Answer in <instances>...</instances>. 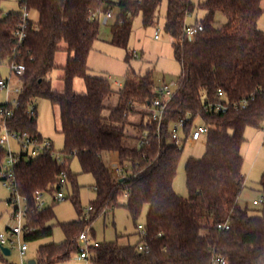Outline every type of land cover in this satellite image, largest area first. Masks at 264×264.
Here are the masks:
<instances>
[{"label":"trees","instance_id":"1","mask_svg":"<svg viewBox=\"0 0 264 264\" xmlns=\"http://www.w3.org/2000/svg\"><path fill=\"white\" fill-rule=\"evenodd\" d=\"M163 1L164 31L172 39L181 74L158 124L144 111L154 99H164L151 73L138 75L130 70L122 88L114 91L107 79L89 74L87 58L99 31V20L92 19V13L116 10L110 42L126 49L133 19L141 14L144 26L153 24ZM25 4L37 14V21L29 20L20 44L12 33L21 13L9 12L0 18V64L25 68L19 78L18 106L0 104L12 110V116L1 122L41 142L35 102L48 100L59 111L60 154L65 163L60 165L46 154L22 158L15 167V184L26 200V227L30 229L23 238L35 242L52 236V207L37 209L36 195H51L55 200L62 172L73 186L72 201L78 213L77 220L59 224L63 243L38 247L36 264L64 263L81 251L78 236L87 224L78 208L76 176L66 157H76L81 172L93 176L95 215L123 206L135 223L148 206L144 231L137 229L138 243L90 246L93 264H212L214 255L225 264H264V173L259 181L263 201L258 214H250L237 202L245 183L241 171L244 131L258 129L264 122V32L258 28L264 11L261 0L204 1L198 6L206 12L203 30L192 40L183 35L185 19L194 10L190 0H26ZM219 13L226 22L216 27ZM61 43L65 49L59 48ZM61 50L68 53V60L62 68L64 89L59 92L52 89L49 75L56 68L55 54ZM130 57L127 52L126 61ZM76 78L83 80L85 93L74 91ZM219 92L223 94L219 100L230 108L226 113L205 111L207 102L215 101ZM31 108L33 115L28 114ZM136 114L147 119L131 124L128 118ZM186 117L185 136L198 124L207 128L206 150L201 159L187 161V197H180L173 190V180L182 149L170 144L167 135L174 122ZM111 153L122 167V178L106 164ZM5 157L6 150L0 146V174ZM121 199L126 200L124 205ZM225 222L229 229L219 230L217 226ZM5 257L0 251V261L5 262Z\"/></svg>","mask_w":264,"mask_h":264},{"label":"rangeland","instance_id":"2","mask_svg":"<svg viewBox=\"0 0 264 264\" xmlns=\"http://www.w3.org/2000/svg\"><path fill=\"white\" fill-rule=\"evenodd\" d=\"M194 5V10L186 17L185 25L194 26L197 22H201L206 12L200 9L199 4L206 0H190ZM261 6L264 10V0H261ZM17 0H1L0 1V18H3L9 12H20ZM116 10H113V14ZM166 14V2H162L156 12V17L153 24L144 26L142 16L138 14L132 22V29L128 39L127 48L117 47L111 44L110 28L115 23L116 18L109 19L103 23L104 14L99 17V31L97 40L93 43L91 51L87 58V67L89 74L94 77H101L108 80L111 88L114 91L122 88L126 74L132 70L138 75H144L147 72L152 74L154 87L160 88L163 85L168 86L172 94L177 89V83L181 74L180 64L174 59L172 39L164 31ZM29 20L36 22L37 14L29 11ZM226 18L222 14L216 16V27L225 24ZM260 29L264 30V11L259 20ZM155 32L158 34V39L154 38ZM59 48L65 49L64 43L59 45ZM127 52L131 56L126 61ZM137 53V57L132 54ZM68 60V53L64 50L58 51L55 54L54 62L56 68L49 75L52 89L63 91L64 83L61 79L63 75V67ZM0 78L9 80L11 85H20L19 80L10 72L7 62L0 64ZM73 89L76 93H85V85L83 80L76 78L73 81ZM14 94L10 95L12 99ZM8 102L3 92H0V104ZM36 107V129L42 138L49 139L52 142L53 149L60 153L63 149V137L60 134L59 111L57 107H53L48 100L37 99ZM140 110V109H139ZM145 113L149 114V109H144ZM108 111H104L106 115ZM0 115V135H5L4 126L1 123ZM129 122L131 124H139L147 119L141 114L130 115ZM198 122V121H197ZM174 125H171V129ZM180 138L183 139L181 132H178ZM244 143L241 146V155L243 157L242 174L245 177L244 186L238 197V204L241 208L247 209L250 214H258L257 211L261 205H253V201L261 197L259 181L264 173V122L261 127L256 129L247 127L244 131ZM8 152L19 154L21 147L19 143L13 139L8 144L2 146ZM182 149L181 158L177 167L176 175L173 180V190L180 197H187L185 166L190 158L201 159L206 150L205 136H202L196 143L186 142L180 147ZM69 169L72 175L76 176V185L78 188V208L82 211L81 217L88 227V238L90 245L92 243H110L116 242L119 246H134L138 243L139 237L137 234V226L144 227L145 218L148 211V206L145 205L142 209L140 217L135 223L130 218L125 207L120 206L113 211L99 213L89 212L88 208L92 207L91 202L95 200L96 194L94 191V178L91 174H83L80 169L79 162L76 157L68 158ZM117 161L116 154L111 153L106 158V164L110 168L111 163ZM111 169V168H110ZM64 200L56 201L51 195H44L42 200L45 207H52L54 219L50 222L53 225V234L35 242H26L28 250L25 253V260L35 259L38 247L46 244H61L65 237L59 224L73 222L78 219V213L73 205V186L70 182L62 188ZM11 190L5 183L0 180V233L6 234L7 229L13 227L16 222L12 219L14 208L18 205L11 200ZM121 205L126 203L125 199H121ZM21 207L25 204L21 201ZM93 218L91 222L88 220ZM85 228V229H86ZM84 229V230H85ZM201 235L204 232L201 231ZM21 240L24 241L23 235ZM81 248L83 244L79 243ZM73 255L67 262L69 264L77 263ZM5 259L10 264L19 263V254L16 249H12L9 256ZM68 264V263H67Z\"/></svg>","mask_w":264,"mask_h":264},{"label":"built area","instance_id":"3","mask_svg":"<svg viewBox=\"0 0 264 264\" xmlns=\"http://www.w3.org/2000/svg\"><path fill=\"white\" fill-rule=\"evenodd\" d=\"M21 5L20 11V19L19 24L16 29L12 33V37L17 44H20L26 37V29L29 22V11L25 4L26 0H17ZM101 14H104L103 23L105 24L109 19L115 17L116 14H113V10H107L103 12L102 9L96 10L92 13V19H98ZM203 30V25L201 22H197L194 26L184 25L183 27V35L188 39L192 40L199 32ZM155 39H158V34L155 32ZM134 57H137V53H133ZM11 74H13L17 79L22 76L25 68L21 64H11L9 66ZM159 91L163 94L162 98H156L151 102L149 106V116L152 121L157 122L158 124L162 121L163 115L167 106V103L172 98V93L169 90L168 86L163 85L159 88ZM0 92H3L6 96L5 104H9L13 109L17 108V97L21 92V86L11 85L9 80H3L0 78ZM14 94V97L11 99L10 95ZM223 98V94L219 92L217 94V99L213 102H207V107L205 111H213L215 113H226L230 108V105L222 103L220 100ZM220 99V100H219ZM234 108H237V105H233ZM242 108L245 107V103L241 105ZM29 115L34 114V110L31 108L28 111ZM0 115L4 118H10L12 116V110L7 109V107H0ZM189 122V117L183 118L174 122L172 125L173 128L168 131V142L175 147H181L183 142L196 143L202 136H205L207 133V128L203 124H198L194 126V129L188 136L184 134V128L186 124ZM5 129V135H0V146H4L8 144L11 139L17 141L21 147V151L19 154H14L10 150L6 152L5 162L3 170L0 174L2 181L8 186L12 192L11 201L14 200V203L18 206L14 208L12 213V219L16 222V224L7 229L6 234L0 233V246L8 248L11 252L12 249H16L19 254V263L18 264H28L29 260H25L24 256L28 250L27 243L21 240V236L29 232L30 229L26 227V200L22 198L16 188L15 179H14V170L15 167L21 162L22 158H36L39 155H50L53 157L60 165L65 163V158L60 153L56 152L53 149V145L49 140H42L41 142L34 141L30 136L26 133H20L16 131H12L7 128L4 122H1ZM178 132H181L183 139L179 137ZM143 142H140L142 145ZM111 171L117 178L123 177L122 167L117 163H111ZM67 182L66 173L62 172L58 178V186L61 188L55 196L56 201L64 200V196L62 193V188ZM42 195H36V203L37 209H42L45 207V203L42 200ZM25 204L24 207H21L20 202ZM263 201V197L261 196L258 200L253 201V205H261ZM88 211H92V207L88 208ZM219 230H228V222L223 224H219L217 226ZM138 231L143 232L144 228L140 225L137 226ZM88 227L78 236V242L84 245V248H81V251L76 254L75 260L78 262H82L83 264H93L92 254L89 251L90 246L97 247L98 243H92L90 245V240L88 238ZM141 249V247L139 248ZM212 264H225V260L219 256L214 255L212 257Z\"/></svg>","mask_w":264,"mask_h":264},{"label":"water","instance_id":"4","mask_svg":"<svg viewBox=\"0 0 264 264\" xmlns=\"http://www.w3.org/2000/svg\"><path fill=\"white\" fill-rule=\"evenodd\" d=\"M0 251L1 253L4 255V256H9L10 255V251L8 248H5V247H1L0 246ZM28 264H36L35 260L34 259H31L28 261Z\"/></svg>","mask_w":264,"mask_h":264},{"label":"crops","instance_id":"5","mask_svg":"<svg viewBox=\"0 0 264 264\" xmlns=\"http://www.w3.org/2000/svg\"><path fill=\"white\" fill-rule=\"evenodd\" d=\"M262 7V6H261ZM258 28L260 29V27H259V23H258ZM261 31H263L264 32V30H262V29H260ZM44 140H49V139H45V138H43ZM49 141H51V140H49ZM52 143V142H51ZM112 163H117V161H114V162H112ZM77 263H73V264H83L82 262H78V261H76ZM69 264V262H64V263H59V264ZM0 264H10V263H8V261L6 260L5 262H3V261H0Z\"/></svg>","mask_w":264,"mask_h":264}]
</instances>
